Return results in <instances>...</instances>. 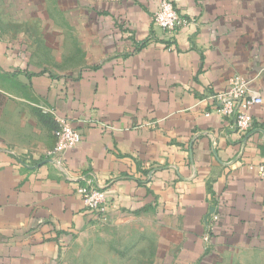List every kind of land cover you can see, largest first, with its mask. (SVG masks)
<instances>
[{"label":"crops","instance_id":"obj_1","mask_svg":"<svg viewBox=\"0 0 264 264\" xmlns=\"http://www.w3.org/2000/svg\"><path fill=\"white\" fill-rule=\"evenodd\" d=\"M173 2L168 37L159 0H0V264H264V0ZM235 75L262 98L247 134L208 98Z\"/></svg>","mask_w":264,"mask_h":264},{"label":"built area","instance_id":"obj_2","mask_svg":"<svg viewBox=\"0 0 264 264\" xmlns=\"http://www.w3.org/2000/svg\"><path fill=\"white\" fill-rule=\"evenodd\" d=\"M152 19L168 37H174L180 28L191 23V20L180 14L173 0H159L158 9L152 15ZM208 98L215 102L221 115L233 121L236 130L246 134L253 130L251 109L254 105L261 104L262 98L257 91L250 88L248 79L235 75L230 79L228 89L217 93L209 92ZM42 110L45 113H52L49 108ZM54 137V145L47 151L46 156L59 163L64 152L73 149L79 143L80 134L69 122L62 120L54 130ZM257 171L264 179V163L257 165ZM76 193L84 209L93 212L97 218L106 215L108 210L106 195L92 175L81 177ZM212 219L217 220L218 216L213 215Z\"/></svg>","mask_w":264,"mask_h":264},{"label":"rangeland","instance_id":"obj_3","mask_svg":"<svg viewBox=\"0 0 264 264\" xmlns=\"http://www.w3.org/2000/svg\"><path fill=\"white\" fill-rule=\"evenodd\" d=\"M140 242L139 241H136L135 242V244L137 245V244H139ZM99 244H101V243H99ZM135 245V246H136ZM97 246H98V242H97ZM106 247H107V245H105ZM109 246H111L112 247V249H114L115 250V253L116 254H118V256H119V260L120 261H122L123 259H125L126 258V256L125 255H122V254H126L127 253V251H128V247L127 246H125V244H124V241H122L121 239H118V240H114L113 241V244H111V243H109ZM102 247H104V245L102 246ZM93 250V249H92ZM98 252V251H97ZM122 256H124V257H122ZM137 258V257H136ZM82 260V259H81ZM88 260L90 261H93L94 260V257L92 256V255H89L88 256ZM73 264H82V262L81 261H74V262H72ZM83 263H85V264H87V262L84 260L83 261ZM139 263H143L144 264V262H142V261H139ZM98 264H100V260H99V258H98Z\"/></svg>","mask_w":264,"mask_h":264}]
</instances>
